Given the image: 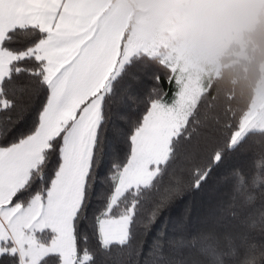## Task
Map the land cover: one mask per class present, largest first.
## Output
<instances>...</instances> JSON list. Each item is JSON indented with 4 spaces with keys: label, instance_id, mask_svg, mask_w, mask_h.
<instances>
[{
    "label": "snow or ice",
    "instance_id": "snow-or-ice-1",
    "mask_svg": "<svg viewBox=\"0 0 264 264\" xmlns=\"http://www.w3.org/2000/svg\"><path fill=\"white\" fill-rule=\"evenodd\" d=\"M249 138L250 173H222ZM257 188L264 201V101L235 107L113 0H0V264H264V210L245 214ZM185 189L196 235L134 248Z\"/></svg>",
    "mask_w": 264,
    "mask_h": 264
},
{
    "label": "clouds",
    "instance_id": "clouds-1",
    "mask_svg": "<svg viewBox=\"0 0 264 264\" xmlns=\"http://www.w3.org/2000/svg\"><path fill=\"white\" fill-rule=\"evenodd\" d=\"M127 14L193 60L264 57V0H125Z\"/></svg>",
    "mask_w": 264,
    "mask_h": 264
},
{
    "label": "trees",
    "instance_id": "trees-1",
    "mask_svg": "<svg viewBox=\"0 0 264 264\" xmlns=\"http://www.w3.org/2000/svg\"><path fill=\"white\" fill-rule=\"evenodd\" d=\"M220 69L217 74L210 75L205 78L204 81L210 86H214L221 94L223 98L230 99L235 107L240 109L247 108L254 97L255 89L258 81L262 77V64L264 63V57L257 58L248 54L245 51L244 54L237 55L235 53H225L219 59ZM150 81L145 80L141 85L133 87V91L139 94L150 86ZM165 89L167 86L165 85ZM135 102V97H133ZM262 145L258 142V138H249V140L242 145L239 151L233 154L226 162V168L222 169V173H226L227 169L232 166L241 167L246 174L251 171V161L261 151ZM186 161H177V175L183 174V169L186 167ZM234 180L229 179L219 185L220 190L230 191ZM98 193L103 194L107 191V186L104 184L98 185ZM252 191L250 186H246L243 189L242 195ZM257 196L253 203L246 206L245 214L249 216V219H258L261 210H264V201L260 198V189H255ZM198 197L189 193L186 189L177 194L169 207L163 209L158 217L156 223L150 228L145 229L143 226L137 228L136 238L133 240V247H144L147 251L148 246L151 244L158 231L163 230L176 238L184 237L190 239L193 235H196L195 229L190 227L193 222V215H189L185 218L182 215L183 206L192 202L196 203ZM244 230H247L246 227ZM147 233V234H145ZM252 235L259 239L256 232ZM206 243V242H205ZM124 264H135V257H129L127 254L119 257Z\"/></svg>",
    "mask_w": 264,
    "mask_h": 264
},
{
    "label": "rangeland",
    "instance_id": "rangeland-1",
    "mask_svg": "<svg viewBox=\"0 0 264 264\" xmlns=\"http://www.w3.org/2000/svg\"><path fill=\"white\" fill-rule=\"evenodd\" d=\"M116 1L119 0H113V5H116ZM123 9L125 5V0H122ZM122 9V10H123ZM120 11L118 10L117 13L120 16ZM136 21L132 19L131 17L129 18L128 21V26L126 24V27L129 31H136L137 34L145 40L148 44L153 46V43L156 44V49H158L159 53L161 56L165 58H171L173 62L177 63L178 65L182 67H186L188 69H191L201 75L203 80L210 75L217 74L220 69V62L219 60H209V61H202V60H193L187 56H184L174 50L172 47H170L161 37H159L156 33L143 28L140 26L138 23L134 26L133 24ZM159 44V47H158ZM161 45V47H160ZM262 77L257 83L256 89H255V94L252 99V103L254 102H259V101H264V63L262 64ZM250 104V105H251Z\"/></svg>",
    "mask_w": 264,
    "mask_h": 264
},
{
    "label": "crops",
    "instance_id": "crops-1",
    "mask_svg": "<svg viewBox=\"0 0 264 264\" xmlns=\"http://www.w3.org/2000/svg\"><path fill=\"white\" fill-rule=\"evenodd\" d=\"M116 5L114 6V8L116 9V11L121 10L120 11V17L123 20L124 24L126 25L129 21L130 16L127 14V9L126 6L124 5V9H123V5L122 4V0L116 1ZM123 9V10H122ZM137 22H135L133 25L135 26ZM128 26V24H127ZM153 47H156V44L153 43ZM159 47V44H158ZM161 47V45H160Z\"/></svg>",
    "mask_w": 264,
    "mask_h": 264
}]
</instances>
